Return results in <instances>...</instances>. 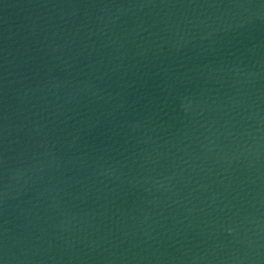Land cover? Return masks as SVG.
Wrapping results in <instances>:
<instances>
[{"label":"water","instance_id":"1","mask_svg":"<svg viewBox=\"0 0 264 264\" xmlns=\"http://www.w3.org/2000/svg\"><path fill=\"white\" fill-rule=\"evenodd\" d=\"M0 264H264V0H0Z\"/></svg>","mask_w":264,"mask_h":264}]
</instances>
